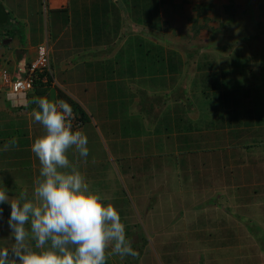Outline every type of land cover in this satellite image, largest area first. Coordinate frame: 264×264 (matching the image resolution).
I'll list each match as a JSON object with an SVG mask.
<instances>
[{"label": "crops", "instance_id": "1", "mask_svg": "<svg viewBox=\"0 0 264 264\" xmlns=\"http://www.w3.org/2000/svg\"><path fill=\"white\" fill-rule=\"evenodd\" d=\"M161 1L44 0L41 8L40 0H0L7 13L0 24V41L10 39L0 45V68L12 72L22 67L33 58L35 48L46 43L55 81L17 97L0 93V184L10 199L21 193L31 198L40 165L30 146L44 129L32 120L38 106L27 102L33 97L64 100L83 112L79 130L86 134L89 148L86 158L70 148L68 159L90 187L118 209L126 239L137 252L127 257V263L221 264L204 260L203 250L223 253L233 249L234 242L209 244L213 222L223 214L213 215L212 222L207 213L214 209L204 212L199 201L206 202L212 191L224 188L225 195L238 203L242 220H252L256 209H264V173L253 172L256 164L244 161L254 146L264 144V65L261 59L255 87L236 76L240 68L246 73L247 52L237 61V51L231 50L236 54L232 68L215 61L213 65L206 61V66L203 61L214 56L210 49L181 51L158 39L162 26L158 16L171 17L172 7L184 11L187 20L202 30L209 18H217L215 9L225 20L235 19V2L224 1L219 7L211 0H183L175 6ZM229 4L233 9L227 12L224 6ZM250 38L246 41L255 37ZM209 39L214 42L217 37ZM158 54L179 57V70L164 64V71H159ZM243 85L240 94L237 90ZM249 128L254 135L247 134ZM13 138L15 146L8 143ZM97 149L102 151L96 158ZM213 194L218 201L224 199L220 192ZM8 212L5 205L0 249L14 243ZM199 232L207 235L202 241ZM174 234L193 235L194 245H202L201 254L193 253L185 235L178 239ZM170 235V242L182 252L169 249L161 260L156 245Z\"/></svg>", "mask_w": 264, "mask_h": 264}, {"label": "clouds", "instance_id": "2", "mask_svg": "<svg viewBox=\"0 0 264 264\" xmlns=\"http://www.w3.org/2000/svg\"><path fill=\"white\" fill-rule=\"evenodd\" d=\"M32 120L44 129L30 150L40 168L28 198L10 199L0 184V218L14 243L0 249V264H106L107 255L135 257L118 209L106 203L68 159V150L89 155L84 132L73 130L72 106L64 100L33 97ZM15 146L13 138L8 142ZM110 250V251H109Z\"/></svg>", "mask_w": 264, "mask_h": 264}, {"label": "rangeland", "instance_id": "3", "mask_svg": "<svg viewBox=\"0 0 264 264\" xmlns=\"http://www.w3.org/2000/svg\"><path fill=\"white\" fill-rule=\"evenodd\" d=\"M43 1L44 0H40L41 8ZM164 1H161L162 4L167 3L171 4L172 6L180 5L181 1L184 2L183 0ZM211 1L217 2L219 7L223 5L224 1L229 3L235 2V4L237 5V10L236 12L234 11L236 15V17H234L235 19L232 18L229 20H225L224 18L220 17V15H218V11L220 12V10L215 9L217 10V12L214 10V13H216L215 15L217 18H209L208 21L210 23L205 22V24L202 25V30L198 28V31L195 34L194 28L196 27V24L191 22L190 19L187 20V16L184 14V11L178 12L176 11L177 9H173V7L171 6L172 12L175 14H173L171 17L163 15L165 19L160 15L158 16V24L160 23V21L162 23V26L160 28L158 27V39L166 41L165 43H168V45H174L175 49L181 51H200L210 49L211 53H213L214 56H210L209 58L203 61L204 63H206V66V61H211L208 63H212V65L214 63L212 61H215L216 64L221 62L222 65L231 67V63L233 60L232 57H235L234 55H236L231 53V50L237 51V61H240L239 58L240 56H243L244 52H247V55L244 54L246 55L245 57H249L247 58L248 64L246 67V73H242L241 68L239 67L240 69L237 70L236 76L241 81V83H243L246 79V81L251 86L255 85V87H257L260 82L257 71L259 61L261 59L264 65V13L259 12V5L262 4L264 7V0ZM161 10L162 8L159 9V11ZM188 23H191V25H189V27H191L190 31L187 27ZM220 23H225L227 27H220ZM19 29L21 30L22 27L20 26ZM196 35L198 37H196ZM252 35H254L255 38H253L252 40H250V38L247 42L246 37ZM213 36L217 37L216 41H209V37L213 38ZM249 54H251V56ZM197 60L201 64L202 58H198ZM244 86L245 85L242 86V89L237 90V92L240 94L243 93ZM210 91L211 90H209V93L213 92ZM240 94L237 97H240ZM240 107L243 111L242 104H240ZM92 117L94 118V115H92ZM92 117L88 116L89 123H92ZM252 130V128H249L246 131L247 134L254 135V132H252ZM258 135L259 139H261L260 134ZM262 139H264V134ZM101 151L102 150L98 149L94 150L93 156H95L96 158L98 157V155L101 156ZM247 160H250L252 161V163L256 164L252 165L253 172L258 171L259 173H264V144L254 146L251 151H249V153L247 152L244 155V161ZM200 189H202V187ZM212 192L215 194H217L218 192L222 193L221 198L224 199H222V201H218V199H216V196H214V194L212 193L207 197L206 202L199 201V203L204 204L201 206V208H204V212L211 211L209 209H214V211H216H211L207 213L209 217H213L212 219H210L212 222L215 220V216L219 217V215L221 214H223V216H221V218L219 217L218 220H216L217 223L215 221L213 222L216 227L211 230L213 233L209 234L210 239L208 240V242H210L209 244H215L219 243L218 241L221 242L223 240L225 245H229V243L230 245H232L233 241L234 248L231 250L223 251V253L220 249H218V251L204 249L203 253H206V255H203L201 254L202 245L200 244V242L199 245H194L193 235L174 234V236L170 235L169 238H167L164 242L160 243L159 245H156L158 254H161V260L167 258L165 257V255L167 256V254L169 253V249L173 251L181 249L182 252V248L175 244L174 241L170 242V240L172 236L174 238L182 239V237H184L185 235L188 240L187 242L190 241L193 245V253L198 252L199 254H201L204 260H206L207 258H212L214 260H217L221 264H234L235 261L241 260L248 264H264V226L262 225L264 217L261 216L264 215V209H262V207L260 206L259 210L261 211L256 209V211H254V217L252 220L250 218H244L248 221L242 220L241 211L239 210L238 203L235 201L232 202V200L227 195H225L226 191L224 190V188L220 190L216 189ZM230 214H232V216ZM236 214H239L240 216H236ZM214 231H216L217 233H215ZM198 236L202 241L203 237L206 238L207 235L205 233L199 232ZM127 257L129 258V256H126L124 258L118 255H107L106 262L108 261L112 264H125L124 262L126 261ZM127 262L128 260L126 261V264H128Z\"/></svg>", "mask_w": 264, "mask_h": 264}, {"label": "built area", "instance_id": "4", "mask_svg": "<svg viewBox=\"0 0 264 264\" xmlns=\"http://www.w3.org/2000/svg\"><path fill=\"white\" fill-rule=\"evenodd\" d=\"M52 70L49 60V50L46 43L39 44L35 48L33 58L22 67L13 68L12 72L6 68H0V93L7 97L25 95L33 87L36 80L44 84L54 85ZM73 130H79L83 122L80 116L73 112Z\"/></svg>", "mask_w": 264, "mask_h": 264}, {"label": "trees", "instance_id": "5", "mask_svg": "<svg viewBox=\"0 0 264 264\" xmlns=\"http://www.w3.org/2000/svg\"><path fill=\"white\" fill-rule=\"evenodd\" d=\"M209 5H211V3L209 4ZM231 8H233L232 7V4H229V5H227V6H224V10L225 11H227V12H230V10H231ZM235 10H233L232 12H234ZM259 12H261V13H264V7H263V5L261 4V5H259ZM221 26L224 28V27H227L226 26V24H221ZM198 26L196 25V27L194 28V30L195 31H197L198 30ZM255 37V36H254ZM246 38H250V36H247ZM141 45V49H143V50H145V46H143V43H141L140 44ZM158 49V48H157ZM160 51H161V48L159 47V53H160ZM162 55L161 54H158V59H156V60H158L157 61V65H158V69H159V71H161V72H163L164 71V64H167V68L169 69V70H171V71H175V72H177L178 70H179V65H180V63H181V59L179 58V57H177L176 55H174V56H171V57H167V59L166 58H163V57H161ZM36 86H48V84H44V83H42L39 79L38 80H36L35 82H34V87H36ZM33 87V88H34ZM32 88V89H33ZM31 89V90H32ZM203 92H204V94H206L205 92H209V91H206V90H203ZM73 111L75 112V113H79V115H80V119L82 120V122H83V112L77 107V108H75V107H73Z\"/></svg>", "mask_w": 264, "mask_h": 264}, {"label": "water", "instance_id": "6", "mask_svg": "<svg viewBox=\"0 0 264 264\" xmlns=\"http://www.w3.org/2000/svg\"><path fill=\"white\" fill-rule=\"evenodd\" d=\"M6 18H7V13H6L4 7L0 3V24L4 23L6 21ZM8 41H10V39L0 41V45L6 44V42H8Z\"/></svg>", "mask_w": 264, "mask_h": 264}]
</instances>
